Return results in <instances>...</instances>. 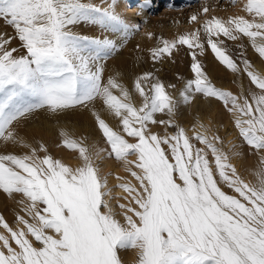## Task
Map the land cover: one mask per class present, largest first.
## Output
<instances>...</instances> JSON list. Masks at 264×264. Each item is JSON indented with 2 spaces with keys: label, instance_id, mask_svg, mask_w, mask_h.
<instances>
[{
  "label": "snow or ice",
  "instance_id": "1",
  "mask_svg": "<svg viewBox=\"0 0 264 264\" xmlns=\"http://www.w3.org/2000/svg\"><path fill=\"white\" fill-rule=\"evenodd\" d=\"M150 4L141 0L139 8ZM242 12L221 18L205 0L189 16L198 24L192 31L172 39L146 33L156 40L148 49L153 62L188 49L192 77L173 96L168 89L175 85L151 71L130 87L119 73L105 80L101 61L120 42L74 31L92 25L130 34L137 26L122 19L114 0L105 7L90 0H0V20L13 30L0 31V142L27 150L0 152V191L20 209L14 224L0 215V264H125L120 252L127 250H135L134 264H264V71L244 57L240 43L237 63L221 39L246 37L264 61V0H244ZM206 47L227 69L246 74L254 89L237 95L217 87L198 59ZM197 94L231 114L241 143L257 157L253 180L231 162L239 145L228 141L225 148L211 121L197 119L190 132L176 122L180 104ZM78 108L91 112L107 147L60 127L57 146L77 153L76 166L20 134L21 122L38 111L59 117ZM108 157L128 174L116 175L122 192L115 196L108 183L114 173L101 174Z\"/></svg>",
  "mask_w": 264,
  "mask_h": 264
},
{
  "label": "bare ground",
  "instance_id": "2",
  "mask_svg": "<svg viewBox=\"0 0 264 264\" xmlns=\"http://www.w3.org/2000/svg\"><path fill=\"white\" fill-rule=\"evenodd\" d=\"M132 1L114 0L116 11L120 13L122 19L130 26H137L130 34L125 35L119 29L104 30L98 26L92 25H78L74 27V31L82 32L83 34L90 36H107L114 41L120 42L117 50L113 51L112 54L102 60L101 63L104 65V72H109V75L119 73V79H121L126 86L130 87L133 80L143 72L151 71L165 84H174L175 88L168 89V91L173 96H178L183 82L192 77L190 70V64L192 61L188 54V49L186 47H181L178 51H174L171 58H165L162 61L153 62L150 58L148 49L156 45V40L155 38H149L146 36V33L152 32L154 33V36H162L166 39H172L177 34L192 31L198 26V24L197 22L189 23V16L194 12H199L201 6L205 3V0H151L150 6L142 11L139 8L141 0H138V2L131 8V6L127 4ZM84 2H89V0H84ZM90 2L105 7L108 3L113 2V0H103V4H100L98 0H90ZM207 2L210 5V13L214 10L215 15L218 17L219 10H224L225 12V8L232 6L230 0H207ZM243 3L244 1L239 0L237 6L234 7L235 12L230 13L229 15H243ZM203 19L204 16L201 15L200 20ZM137 28L142 30L139 31ZM0 31L12 34L9 28L5 26L1 20ZM221 39H225V43L234 54L237 63H239L241 49L236 47V44L240 43L244 45V57L248 58L257 70L264 71V61H262L258 54H256L251 48L246 37L238 42L228 41L223 37H221ZM12 45H18L17 40H13ZM198 59L203 64L210 80L217 87H222L237 95L242 89L245 91L247 88L254 89V85L250 84L246 74L233 73L227 69L216 60L214 54L209 48L206 47V50L202 55L198 54ZM103 75L106 80L108 76L104 73ZM218 104H222V102L215 98H207L201 94H197L192 102L188 104H180L177 110L176 122L190 132L193 123H195L197 119L202 120L205 124H208L209 121H211L213 130L217 131L222 137L225 141V148H227V142L231 141L228 136L234 132L236 135H238V133L234 130L235 127L231 123L232 118L230 113L227 112L222 120L216 115L218 114L216 111V105ZM96 110L99 112L102 110L99 103L96 105ZM222 113L225 114V108L222 109ZM105 118L108 119L113 126L116 125L117 121L111 118L107 113ZM161 118L166 119L167 117L163 114H157V119ZM18 127L20 129V134L25 136L30 143H35V141L45 143L49 153L54 158L60 159L71 166L78 165V155L76 152L68 150L63 146H57L59 144L60 127L65 128L73 136L87 137V142L89 144L96 143L101 148H105L106 146L99 141L101 140L102 135L96 127V124H93V116L91 112L81 108L68 111L59 117H52L46 111H38L29 117L27 121L21 122ZM152 130L161 132L163 131V126L154 125L152 126ZM96 137L99 140H97ZM232 143H235V140L232 141ZM235 144L239 145L236 149H239L237 152H239L240 155L232 156L231 162L236 165L244 179L251 181L254 178L252 170L257 165V157L249 151L247 145L241 143L240 138ZM4 151H13L19 154L27 150L18 145L9 143L7 145H2L0 152ZM103 166L110 168V170H106L104 173H114V176L111 175L108 177V183L113 182L116 175L122 176L123 174L120 163L113 157L103 159L100 163V167ZM102 169L103 168H101V174ZM225 190L230 191L226 188ZM113 192L118 194L121 193L122 190L114 187ZM7 198L9 197L0 191V215L5 216L10 224H14V218L12 216L20 209L13 199L10 198L12 201H6L5 199ZM16 199H20V197L17 196ZM112 204L115 210L119 211L118 207H116L115 199L112 200ZM120 256L125 264H134L136 259L135 250L121 251Z\"/></svg>",
  "mask_w": 264,
  "mask_h": 264
},
{
  "label": "rangeland",
  "instance_id": "3",
  "mask_svg": "<svg viewBox=\"0 0 264 264\" xmlns=\"http://www.w3.org/2000/svg\"><path fill=\"white\" fill-rule=\"evenodd\" d=\"M132 1V0H131ZM239 0H237V2H238ZM242 1H244V0H242ZM98 2L100 3V4H103V0H98ZM138 2V0L136 1V0H134V1H132V2H129L127 5H130L131 6V8H132V6H134L136 3ZM237 2L235 3V4H232V6H230V7H228V8H225V12H224V10H219V17H221V18H227L228 16H230L229 14L230 13H234L235 12V9H234V7H236L237 6ZM85 3H87V2H85ZM93 4H96V3H93ZM97 5V4H96ZM125 6H126V3H125ZM211 14H214L215 15V12H214V10H212L211 11ZM1 22L5 25V26H7L5 23H4V21L3 20H1ZM8 28H9V30L11 31V33H13V30H12V28L11 27H9V26H7ZM137 30H139V31H141L142 29H140V28H137ZM17 42L19 43V41L17 40ZM104 74L106 75V76H109V72H104ZM168 84H170V83H168ZM250 88H247L246 89V91L247 90H249ZM224 108V106H223V104H218V105H216V111L218 112V114H216V115H218L219 116V119H224V117L226 116V114H227V110L225 109V114H223L222 113V109ZM39 112H42V111H39ZM101 114L104 116V117H106V112L102 109L101 110ZM208 115H209V113H208ZM93 124H95V121H94V118H93ZM235 131H237L236 129H234ZM93 137H94V135H93ZM229 137V139L231 140V142L232 141H234L235 140V143L236 142H238V140H239V136L238 135H236V133L234 132L233 134H231L230 136H228ZM94 139H95V137H94ZM96 139L97 140H99L97 137H96ZM99 141H101L102 143H104L105 144V142L102 140V138H101V140H99ZM234 143V144H235ZM2 145H3V143L2 142H0V149L2 148ZM106 145V144H105ZM197 146H200L199 144H197ZM107 147V145L105 146V148ZM237 150H239V149H235V151H237ZM114 158V157H113ZM100 163H101V161H100ZM101 168H103L102 169V174H104V171H106V170H110V168L109 167H101ZM112 176H114V175H112ZM122 176H128V174L127 173H125L124 171H123V174H122ZM130 178V177H129ZM117 182H116V178H115V180L113 181V182H111V183H109V186H111L112 187V189L115 187V184H116ZM116 194V192L114 193L113 192V195H115ZM6 201H12L10 198H7V199H5ZM115 203H116V201H115ZM119 210V209H118ZM15 215V214H14ZM14 215L12 216L13 218H14Z\"/></svg>",
  "mask_w": 264,
  "mask_h": 264
}]
</instances>
